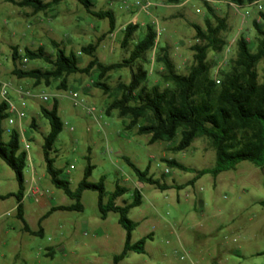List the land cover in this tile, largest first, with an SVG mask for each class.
<instances>
[{
  "label": "rangeland",
  "instance_id": "obj_1",
  "mask_svg": "<svg viewBox=\"0 0 264 264\" xmlns=\"http://www.w3.org/2000/svg\"><path fill=\"white\" fill-rule=\"evenodd\" d=\"M44 3L51 0H41ZM86 9L76 0H62L45 13L34 14L29 8H19L0 0V84H5V98L24 114V119L13 126L2 122V140L7 142L6 129L20 135V149L28 145L23 178L24 220L32 231L38 230V221L52 208L74 204L62 190L55 188L45 171L42 155L43 137L49 124L41 108L49 109L54 100L63 128L51 152L54 168L60 178L74 191L83 178L87 160L93 167L87 181H100L105 193L111 194L116 186L126 192L115 202L123 206L132 201L138 190L142 196L139 207L129 211L128 219L137 224L131 242L150 235L145 241V252H130L119 264H264V177L249 162H242L235 170L223 172L216 179L206 174L188 184L201 170L215 166V152L205 138H197L184 151H172L180 135L171 142L148 144L149 136L125 130L124 122L116 112L110 116L105 110L111 99L93 87L96 71L89 75L75 74L67 78L66 89L58 90L59 82L50 86H34L28 78L19 79L14 70L48 69L43 60H12V47L20 55L25 48L42 47L54 58L58 48L68 56L73 54L83 68L91 57L80 54L81 47L98 43L95 57L103 64L127 59L134 44L141 40L147 25L158 28L155 52L146 53L139 65L148 71L147 87L165 88L161 76L164 67L152 64L160 48H165L177 73L186 75L192 66L196 43V24L205 28V21L216 25L204 2L216 17L225 19L226 30L221 36L231 45L226 61L236 54V42L244 36L252 52L256 47L253 20L264 12V0L258 5L235 6L229 0H187L179 5H167L165 0H89ZM258 6L261 10H258ZM99 12H109L114 20V31L109 32V19H99ZM133 20H135L133 22ZM137 24L132 40L121 47L122 30L127 24ZM226 49V48H225ZM225 49L219 55L208 53V61L217 65L210 71L214 77L223 63ZM264 60L257 67L259 80ZM130 71L122 68L108 74L104 80L111 91L118 83L130 82ZM17 91L28 92L21 99ZM76 93L81 106H74L70 95ZM46 97L47 101H43ZM1 100V99H0ZM94 108L88 115L84 108ZM34 121L36 128H31ZM24 140V141H23ZM168 160L183 165L182 170L167 164ZM126 161L148 176L171 187L160 191L147 183L138 185L137 177ZM33 168V173L32 169ZM29 188L38 190V202L29 196ZM18 191L14 173L0 159V264H113L125 242V231L118 224V215L108 213L100 218L98 193L84 191L80 204L82 211H55L40 223L42 236H31L22 231L16 218ZM104 199V203L106 202ZM51 252V255L48 253Z\"/></svg>",
  "mask_w": 264,
  "mask_h": 264
},
{
  "label": "trees",
  "instance_id": "obj_2",
  "mask_svg": "<svg viewBox=\"0 0 264 264\" xmlns=\"http://www.w3.org/2000/svg\"><path fill=\"white\" fill-rule=\"evenodd\" d=\"M19 8H29L34 14L45 13L52 7L58 5L62 0H51L44 3L41 0H5ZM86 9L91 7L89 0H76ZM187 0H165L167 5H179ZM231 4L242 7L253 5L261 0H229ZM207 11L214 18L216 25L205 21L202 29L196 24L190 26L195 31L196 43L190 48L193 52L192 66L186 75L177 73L168 58L165 48H160L152 64H161L164 73L161 78L166 84L165 88L159 85L147 87L148 71L139 65L144 61L146 53L150 50L155 52L157 34L153 26L147 25L144 36L130 51L127 59L113 64H103L96 57L95 52L98 43L81 47L80 54L91 57V60L83 68L79 67L73 54L66 55L58 48L56 43L52 45L57 49L55 56L51 59L42 47L36 50L25 48L20 55L16 47H12V60H43L50 65L48 69H31L28 71L14 70L13 75L17 78H28L33 80L34 86L44 84L50 86L51 82H59L57 89L65 90L67 78L75 74L89 75L96 71L93 87L100 89L103 94L111 99L105 114L110 116L112 112L124 122L125 130L135 129L138 136L148 135V144L156 142H171L179 133L178 143L172 151H184L191 146L197 138L208 140L210 147L215 152V166L212 169L201 170L188 184H193L201 176L210 174L213 179L227 171L235 170L238 164L249 162L258 168L264 177V68L259 80L256 70L257 65L264 60V12H259V19L253 20L252 25L256 31V47L252 52L249 43L244 36L239 37L236 42V54L233 59L223 62L224 67L219 68L214 77L211 69L216 67L215 62L208 61V53L219 55L227 47L221 34L226 30L225 19L215 16L212 8L204 2ZM99 19H109V32L114 31V20L109 12L95 14ZM138 25L127 24L122 30L121 47L125 48L132 40ZM126 68L130 71V82L128 84L118 83L111 91L104 80L108 74ZM41 113L49 124V132L43 137L42 155L45 163V171L55 188L62 192L74 204L68 207L52 208L38 221V230L32 231L23 217V193L25 181L23 170L27 162V154L20 149V135L16 130H10L7 142L2 140V122L8 118L7 105L0 102V159L11 169L15 175L18 185L16 198V218L22 224V231L31 236H42L43 231L40 223L55 211H82L80 204L81 195L84 191H96L98 193V209L101 219H106L108 213L118 215V224L125 231V242L119 255L114 256L113 264H119L128 253L143 254L145 252V241L151 236L131 242V235L137 224L128 219L129 211L139 207L142 196L138 190L132 193V201L123 206H117L115 201L120 198L126 189L116 186L111 194H106L104 186L100 181L90 184L93 167L87 160V166L83 172V178L76 189L72 191L69 183L60 178L61 171L54 168V160L51 157L52 147L61 133L63 124L58 117V104L54 100L49 109L41 108ZM36 128L35 122L30 124ZM134 171L137 180L141 184H149L160 191L171 187L160 184L148 176L147 170L140 171L132 163L126 161ZM167 164L187 170L183 165L168 160ZM0 198V199H5ZM106 202L104 203V199ZM264 207V199L259 203ZM51 255V252L48 253Z\"/></svg>",
  "mask_w": 264,
  "mask_h": 264
},
{
  "label": "built area",
  "instance_id": "obj_3",
  "mask_svg": "<svg viewBox=\"0 0 264 264\" xmlns=\"http://www.w3.org/2000/svg\"><path fill=\"white\" fill-rule=\"evenodd\" d=\"M253 5H258V3H255ZM257 8H258L259 11L261 10L260 6H258ZM155 30H156V34H157V38H158V36L160 35V31L158 30V28L155 29ZM230 47H231V45H227V47L225 49L223 62L226 61L227 54L230 52ZM25 62L26 61L24 60V63ZM5 88H6L5 84H0V99H1V101L5 102L6 105H7L8 118L6 119V121H7L9 126H13L16 122L20 124V122L24 119V114L21 111L17 110L12 105V103L9 102L5 98ZM17 94L20 95L21 99L24 98V96H29L28 92H23V91H17ZM70 98H71L74 106H81V102L78 101V96H77L76 93H72L70 95ZM42 100L43 101H47V98L46 97H42ZM84 109L86 110V113L88 115H92L94 113V108H92V107H86ZM6 132L9 134L10 130L6 129ZM23 150L25 152H28V145L25 143V141H24V145H23ZM27 193H28L29 196L33 197V200H34L35 203L38 202V198H37V195L39 194L38 190H36L34 188H29Z\"/></svg>",
  "mask_w": 264,
  "mask_h": 264
},
{
  "label": "crops",
  "instance_id": "obj_4",
  "mask_svg": "<svg viewBox=\"0 0 264 264\" xmlns=\"http://www.w3.org/2000/svg\"><path fill=\"white\" fill-rule=\"evenodd\" d=\"M135 20H133V22H134ZM0 102H1V100H0ZM32 170V173H33V168L31 169ZM26 182H25V185H24V187L26 188ZM138 185H140V186H142L139 182H138ZM24 198V197H23ZM23 201V200H22ZM115 204H116V202H115ZM22 205H23V202H22ZM23 217H24V208H23Z\"/></svg>",
  "mask_w": 264,
  "mask_h": 264
}]
</instances>
